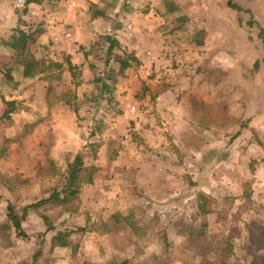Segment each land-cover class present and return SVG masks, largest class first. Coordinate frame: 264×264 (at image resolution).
<instances>
[{
    "label": "rangeland",
    "instance_id": "1",
    "mask_svg": "<svg viewBox=\"0 0 264 264\" xmlns=\"http://www.w3.org/2000/svg\"><path fill=\"white\" fill-rule=\"evenodd\" d=\"M109 1L104 0L100 6L109 8ZM16 2L11 0L10 3V9L18 16L17 26L12 31L16 33V28L23 25L25 30L39 28L34 22L19 23L21 10ZM160 2L129 0L125 7L121 2L115 10L109 8L111 17L100 20L91 35L82 31L80 39L75 41L85 58L81 64L83 81L79 85L76 83L81 77L74 81L67 70V56L61 51L63 47L53 40L54 37L45 42L36 37L31 43L34 55L38 59L62 62L63 68L38 74L14 88V77L20 76L21 68L13 60L12 51L4 43L6 40H0V151L5 153L0 159V222L7 218L8 202L21 211L26 204L46 197L52 188L60 189L66 182L67 165L77 153H82L86 165L100 167L94 183L83 185L77 212L46 207L31 211L22 223L27 237L18 235L14 229L9 233V239L0 236V264L31 262L39 249L41 255L36 264H84L85 261L104 264L124 259L143 262L154 252L162 253L161 258L167 264H196L197 259H191V254L182 250L184 237L175 234L172 226L182 214L199 222V217L193 219L197 213L199 190L215 198L235 197L229 207V202L225 205L213 202L216 209L227 208L224 218H218L216 213L207 215L210 232L230 235L234 241L235 253L229 262L262 264L256 258L264 256V251L254 249L249 240V229L252 222H256L254 217L264 208V186H260L258 192L261 198H250L255 180L253 174L264 167V134L248 125L252 118L249 110L258 100H264V86L255 91L256 86L248 81L256 77L264 79L260 29L254 25L248 34L250 44L257 47L259 66L224 71V84L221 83V88L216 91L202 83L205 78L207 82H214L220 77L217 70L221 69L210 68L213 64L210 50L199 49L194 42L196 32L204 23L199 20L202 11L194 7L195 19L188 17V21L182 23L176 21L175 14H165ZM203 9L204 12L208 10ZM131 11H137L134 17L138 25L136 37L119 41L120 46L114 52L132 53L139 58L138 53L139 56L144 54L141 50H149L153 56L144 61L138 59L140 64L126 69L124 75L118 77L110 97L99 80L112 85L105 74L108 68H117V64L110 59L106 65L108 43L102 36L111 34L117 38L124 25V14ZM149 13L151 16L147 18L153 20L152 29L144 25L143 30L142 21ZM232 13L240 20V16L247 18L250 15ZM251 14L257 16L264 27V0H259ZM62 27L66 29V26ZM235 40V37L228 39L220 35L211 38L213 45L225 48ZM209 46L214 47L210 43ZM84 52L88 53L87 57ZM7 74L14 76L13 79ZM157 88H167L163 100L151 98ZM253 90L261 93L263 98L253 96ZM191 96L194 99H190ZM200 97H207L204 101L213 106L226 102L228 112L236 114L229 113L235 118L233 123L225 128L203 129L193 118L191 109L192 100H203ZM11 100L15 101L16 109L9 117H3L7 107L5 101ZM178 107L179 114L175 111ZM208 110L214 113L215 107ZM245 121L247 127L238 137L232 138ZM192 135L201 142L199 148L185 146V138L191 142ZM92 142L101 145L95 158L90 146ZM214 146H217L215 151ZM199 151H203V155L198 154ZM113 153L116 155L111 160ZM206 154L215 160H227V163L208 169L200 164V158ZM130 211L143 223L149 222V228L157 229L150 219L159 218L172 246L162 252L165 247L156 236L145 242L139 240L145 245V253L136 260L135 237L130 231L102 234L96 229L101 220L114 212ZM41 213L51 216L57 230H74L75 254L69 247H56L50 251L54 231L46 232Z\"/></svg>",
    "mask_w": 264,
    "mask_h": 264
},
{
    "label": "trees",
    "instance_id": "2",
    "mask_svg": "<svg viewBox=\"0 0 264 264\" xmlns=\"http://www.w3.org/2000/svg\"><path fill=\"white\" fill-rule=\"evenodd\" d=\"M26 5L28 6L31 3H41L42 0H25ZM129 0H123L124 7L127 5ZM164 6L165 14H175L176 21L186 22L188 21V16H186L180 5L175 0H161ZM112 4V3H111ZM108 3V6L111 5ZM115 5V4H114ZM228 7L236 10V11H245L251 14L249 9H244L239 4L234 2L233 0H228ZM21 10V14L19 15V23L24 24L25 22L21 19L22 14L27 12L28 7ZM88 12L91 18H106L107 8L101 7L99 4L90 3ZM249 26H254L255 24L259 26V37L261 39L262 45L264 46V28L259 25V23L253 19V15L251 14L250 20H248ZM42 33L41 28H37L36 30H25L20 28H16V33L11 36V39L6 40L5 45L10 48L12 51V58L16 64H18L21 68V76L24 78H32L38 74L52 72L53 68L61 69L63 68L62 62H58L55 60H46L44 58L38 59L31 50V43L35 41V34ZM105 41L108 43L107 47V55L109 56L106 65L109 64L110 59L117 64V68H108L106 70V78L110 79L112 85L108 82L99 80L102 84V89L106 91V93L112 94V89L115 84L118 82V77L123 76L125 70L132 67V65L140 64L138 58L130 53L124 55L115 53L114 49L120 46L119 40L112 36L111 34H106L102 36ZM206 37V31L204 29H199L194 37V42L196 45L201 46L204 44V39ZM85 57L88 56V53L84 52ZM67 70L69 71L72 79L76 81L78 80L76 85L82 83V72L80 65L72 63L69 57H66ZM264 61V58H263ZM254 66L257 68L259 66V61H256ZM220 75L219 78L214 80L218 82L222 79L224 75V71L217 70ZM7 76L10 79H13L14 76ZM14 81L16 84L14 88L17 87L18 81L14 77ZM98 81V82H99ZM167 88H157V90L151 94L152 99H156L157 96L164 93ZM48 105L50 103L46 100ZM6 109L4 111L3 117H9V115L15 111V101H5ZM192 115L196 120L197 124L201 125L203 129H209L212 126L216 128H225L231 123H233L235 118H232L228 112L227 103L224 101L219 102L218 105L213 106L204 100H192ZM215 107V112L212 113L208 109H213ZM247 127V122H242L237 132L233 135L232 138H236L241 134L242 129ZM195 136H191V142L187 141L185 138V146H195L200 147L201 142L198 139H194ZM6 141H10V138L5 137ZM111 143V141H110ZM92 155L95 158L97 151L100 148L99 142L91 143ZM116 153H113L110 156V159L114 158ZM5 157V153L0 151V159ZM264 161V160H263ZM100 167L92 164L86 165L84 162V157L81 152L77 153L74 156V159L68 163L67 165V174H66V182L59 189V187H54L49 191V194L46 197L40 198L36 202H31L22 207V210L19 211L16 207L11 203H7V218L6 220L0 222V236L5 239H9V233L14 229L18 235L25 236L22 223L26 220L31 211H40L41 208L46 207V209L51 208H60L62 211H68L69 213H74L78 211L79 202H80V194L82 191L83 185L93 184L94 178L97 175ZM246 197L248 194H244ZM218 199V200H217ZM235 199L234 196H222L220 198H215L211 194L199 190L196 195V209L197 213L193 215V219L199 217V222H194L193 220H189L185 215H180L174 222L172 228L175 230V234L181 235L184 237V241L181 244V248L183 251L191 254V259H197L196 264H232L229 262V259L235 253V244L230 235L220 234L217 232H210L209 230V221L207 219V215L211 213H216L218 218L222 219L225 217L227 208L225 206L221 209H216L213 207V202L218 203L219 201L221 205H225V203L229 202V207ZM41 217L43 219L46 232L54 231L50 238V251H53L56 247H69L72 249V253H76L77 244L73 239L72 235L74 230H57L56 226L51 219V216L47 213H41ZM150 223H154L155 226H158L157 229L149 228V222H142L139 218L136 217L133 211L122 213V212H114L111 214L109 218L106 220H101L96 229L102 233L109 232H117L120 230H128L135 237L133 241V245L135 248V256L136 259L138 256L143 255L145 253V242L146 239H152L154 236L160 240L161 244L164 245V251L166 252L172 244L169 242L167 237V232L165 226L160 223L159 218L153 217L150 219ZM154 226V227H155ZM84 229V227L80 228ZM139 240H142L141 242ZM249 240L253 244L255 250H263L264 251V226L258 224L257 222H252L251 227L249 229ZM149 243V242H148ZM76 244V245H75ZM162 254V253H160ZM154 252L149 257L142 260L143 262L135 261L134 259H124L122 261L111 260L104 264H167L168 262L162 259V255ZM41 255V250L39 249L33 254L31 262H22L20 264H36L39 257ZM256 259H258V263L264 264V256L260 255ZM137 260V259H136ZM84 264H90L88 261L84 262ZM97 264V263H92Z\"/></svg>",
    "mask_w": 264,
    "mask_h": 264
},
{
    "label": "crops",
    "instance_id": "3",
    "mask_svg": "<svg viewBox=\"0 0 264 264\" xmlns=\"http://www.w3.org/2000/svg\"><path fill=\"white\" fill-rule=\"evenodd\" d=\"M152 1L157 3V0H152ZM175 1L180 5L182 12L186 16H188L190 20L195 19L196 17L194 16V12H193L194 7L197 6L199 7L198 9L202 11L203 16H201L199 20L204 21V23L200 26L199 29H204L206 31V37L204 39L203 45L201 46L196 45V46L199 49L210 50L209 52L210 61L213 63L212 66L210 65V68L214 67L217 69H221L222 71H228L229 69L238 70L243 68H249L253 66L256 61H259L258 60L259 56L257 54V47L255 44H250L251 41L249 40V36H248V34L250 33L249 30H251V28L253 27V26L252 27L249 26L247 23L248 20H250L251 14L247 18H242V16H240V18L242 19L240 20L238 16L232 13V12H236V10L228 7L227 5L228 0H175ZM233 1L235 2V0ZM240 1L241 0H236V3L239 4L241 7H243L244 9H249L251 12L258 5L259 2V0H243L244 3L243 4ZM121 2H123V0H111L107 2V6L108 3L110 4L112 3L108 7L111 8L112 10H115L116 8H118ZM10 3L11 0H0V40L2 38H4V40H9L7 38H10L15 34L14 31H12V28L17 26L18 16L14 11L12 12V9H10ZM90 3L103 5L104 0H75L74 3H70L67 0H42L41 3H31L28 6L27 12L25 14H22L21 17L22 20L25 21L27 24L34 22L36 23L37 27L42 29V33L35 34V39L36 37H38V41L45 42L48 41L50 37L51 39L54 37L53 40L60 47L61 46L63 47L61 51L64 52L67 57L70 58L72 63L80 65L82 69L81 64L84 62L85 58L83 54L79 51V48L77 44H75V41H78V39H80V35L82 31H85V33L89 36L91 31H93L94 26L97 23H99L100 20H104V18H91L88 12ZM109 8H107V15L108 17H111ZM203 8L208 9L207 10L208 12L207 11L204 12ZM226 9H229L232 12H229ZM237 12H245V11H237ZM136 13L137 11H131L124 14V25L127 22H132L136 27V31L133 37H136V34L138 32V28H137L138 25L136 24V22H134L135 21L134 17H136ZM145 16L146 19H144L141 24L143 30H145L144 25L152 29L153 20L147 18L151 16V13ZM159 17L164 22V18L161 16ZM107 19L109 20V18ZM253 19L256 20L257 22L259 21L257 16L256 17L253 16ZM62 26H66V29L63 28ZM20 28H25V25L21 26ZM12 32L14 34H12ZM66 33H70V37L66 38L65 37ZM9 35L11 36L9 37ZM218 35L222 37H228V39L229 38L232 39L235 37L236 40L235 42L232 43V45H229L226 48L224 46L218 47L216 45H213V42L211 41V38L213 36H218ZM117 39L120 42L122 41L125 42L130 40L131 38L124 37L123 40V38L117 36ZM70 41H72V44ZM80 43H83L82 40ZM209 43L211 46L214 47L211 48L209 46ZM141 53H144L142 54V56H139L138 53V57H139L138 59H140L141 61L151 59V57L153 56V54H151V51L149 50L146 52H142L141 50ZM149 54H151V56ZM262 57L264 58V50ZM214 58L220 60V62ZM85 67L86 64L84 65L83 68ZM27 79L29 78H24L21 75L16 77V80L18 81V85ZM224 79L225 77L221 81L214 83L215 82L214 80H213L214 82H207L206 80L208 79L205 78L204 83L202 84L208 85L209 87L212 88L214 87L215 89H217L216 91H218V89L221 88L220 87L221 83L224 84L223 83ZM248 81H250L252 85L256 86L254 88L255 91H259L257 88H263L264 86V79L259 80V78L256 77V78H249ZM254 90H253V96L255 95L256 98L258 97L260 99L263 98L261 93H256L254 92ZM216 93H214L215 99L218 98ZM163 94L165 93L160 94L159 96H157L156 99L163 100L164 99ZM212 95L213 94H211L210 96ZM207 97H200L199 99L206 100ZM190 99H194V96H191ZM262 108H264V100H258L253 105L252 110H249V112L252 115V118L250 119L248 125L250 128L254 127L253 130H256L257 132L262 133L263 131L264 134V125H262V122H264V110ZM178 110L179 107L175 109L177 114H179V112H177ZM229 113H231L232 115H236L232 111H230ZM262 140L264 142V139ZM205 149H209V148L205 146ZM212 149L214 151L217 150V146H214ZM202 153L203 151L198 152V154H202ZM206 155L200 158L201 160L200 164H202L203 166H207L208 169H211V167L216 166L218 164L220 165L222 163H227V160H223V161H220V159L215 160V158H212L213 157L212 155L210 156H208V154ZM253 177L255 178V180H253L252 196H250V198H256V197L261 198V195H258V192L259 190H261L260 186H264V167H261V169H257L256 174L254 173ZM254 219L258 224L264 226L263 207L260 209V214L254 217Z\"/></svg>",
    "mask_w": 264,
    "mask_h": 264
},
{
    "label": "built area",
    "instance_id": "4",
    "mask_svg": "<svg viewBox=\"0 0 264 264\" xmlns=\"http://www.w3.org/2000/svg\"><path fill=\"white\" fill-rule=\"evenodd\" d=\"M67 1L70 2V3H74L75 2V0H67ZM16 6L18 8H20V9H23V8H25L27 6L26 5V1L25 0H17ZM135 31H136L135 25L132 22H127V23H125V25L123 26V28L119 32V36L121 38H124V37L125 38H132L133 35L135 34ZM65 37L66 38L70 37V33H66Z\"/></svg>",
    "mask_w": 264,
    "mask_h": 264
}]
</instances>
